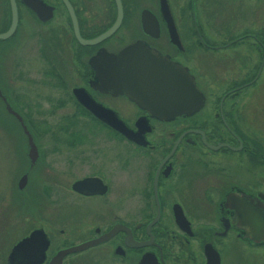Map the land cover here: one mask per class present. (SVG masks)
<instances>
[{
	"label": "flooded vegetation",
	"instance_id": "af4514ba",
	"mask_svg": "<svg viewBox=\"0 0 264 264\" xmlns=\"http://www.w3.org/2000/svg\"><path fill=\"white\" fill-rule=\"evenodd\" d=\"M12 23L0 51L5 122L19 131L15 157L27 173L20 197L37 198L34 175L54 191V204L72 206L62 187L78 197L73 208L82 205L71 232L43 230L39 264H264V106L240 102L264 87V0H0V34ZM29 55L39 81L60 88L58 105L65 102L88 128L68 140L88 144L67 150L65 170L77 173L65 184L22 110L27 91L16 96L10 88L6 67ZM164 67L171 77L176 70L190 76L203 96L198 109L177 112L183 102L174 79L162 96L151 81L132 79ZM31 73L30 64L17 70ZM206 86L223 89L209 102ZM159 106L171 116L160 118ZM248 125L257 134L246 133ZM28 235L8 247L5 264Z\"/></svg>",
	"mask_w": 264,
	"mask_h": 264
},
{
	"label": "rangeland",
	"instance_id": "374dc122",
	"mask_svg": "<svg viewBox=\"0 0 264 264\" xmlns=\"http://www.w3.org/2000/svg\"><path fill=\"white\" fill-rule=\"evenodd\" d=\"M254 19L255 18L250 19V28L253 26L255 28V25L251 22ZM20 50L22 49L16 47L15 51H12V55L19 56L18 51ZM27 57V61L24 62L12 60L10 65L6 67V73L10 77V88L14 91L13 95L16 96H19V91L23 93L27 91L24 94L26 107L22 110L26 114V117L29 118L31 130L38 137L44 154L49 156L50 161H52L54 165L58 166L57 169L60 170L58 174L59 182L65 184L77 173L72 172V175H70L65 170L67 166V150L74 149L81 151L83 145L88 144L87 142L77 144L76 141L74 144L70 145L68 140L73 139V135H77L81 139L82 137L80 136L83 133L87 134L88 128L85 130L84 122L80 120L81 118L75 112H72V109H70L65 102H63L65 104L64 106H61L60 103L58 105L59 100L62 99L60 88L56 87L55 89L51 85L47 86L44 79L40 82V75L35 71V65L33 62H29L30 59H33L32 56L29 55ZM12 62L15 65H13ZM29 64L32 70L30 76L24 78L23 76L20 77L17 75L18 68L24 69L29 66ZM27 79L30 80V82H26ZM207 80L205 81L207 82ZM208 82L212 83V81ZM0 85L3 86L5 92V60L1 55V51ZM212 85L214 84L212 83ZM206 89L208 101L210 102L213 98L218 97L223 87L215 88L214 86H206ZM254 89L250 91L252 92ZM254 91V93L252 92L253 94L250 93V96H242L240 102L243 103V101H247L248 99L250 103H255L256 105L261 103L264 106V87L259 88L258 91ZM35 96H37V98H35ZM245 131L249 134H257L254 126L251 127V125H248V130ZM18 133L19 131L14 125L5 122V116L0 110V264H5L4 257L6 250L21 233H28L36 228L43 229L45 233H58L59 229H65L68 233L71 232L69 231L71 223L77 225L75 222L82 219V205L79 204L77 208L72 207L76 206L78 203V197L65 188H58L59 195H64V198L71 200L72 206L65 207L62 203L56 205L52 202L53 198L56 197L54 191L51 189H44L46 186L41 185L38 178L34 181V175L32 176V182L35 183V188H38L35 189L37 198L33 201L21 199L14 184L16 183L17 176L21 169L15 157L17 155L15 153L17 149L14 147V144L17 142V138L14 139L12 137ZM89 133L90 135L96 134L90 130ZM112 143L113 142H107V145L111 146ZM50 145H54L53 148H50ZM91 147H93V145H91ZM106 149H108L107 146ZM80 166L79 163L78 166L72 169L81 170ZM48 174L44 173L42 179L44 176H48ZM43 194H45L46 197ZM82 226L83 223L80 222L79 226L76 227V231H83Z\"/></svg>",
	"mask_w": 264,
	"mask_h": 264
},
{
	"label": "water",
	"instance_id": "95a60500",
	"mask_svg": "<svg viewBox=\"0 0 264 264\" xmlns=\"http://www.w3.org/2000/svg\"><path fill=\"white\" fill-rule=\"evenodd\" d=\"M13 26L14 25L12 23L9 27V30L6 33L0 34V38H4L9 33H11ZM109 32L110 30L107 31L105 34H108ZM130 52L131 50L127 52H123V53H125L126 55V54H129ZM159 61H160L159 58L154 60V62H159ZM167 70H172V69L169 67H164V69H162L160 73L154 74L153 76L146 77V76L140 75V76L133 77L132 79L137 82L136 83L137 85H140V83H143L142 86L150 85V81H151L152 86L156 87V88H153L154 93L161 94V96L165 94V92H168V91L170 92L169 89H166V86H169L174 79L176 83L173 85V88L177 89V92L180 96L179 98L181 101L180 103L183 102V105L181 106L182 109L180 108V110H178L177 112H180L181 110H189L190 108H192L191 110L198 109L203 103V96L201 95L200 97L199 92L194 91L193 82L190 76L183 75L182 77L180 75L181 72L176 70L180 74L177 73L175 74L176 76L174 75L173 77H171L170 75L171 73L168 74L167 72L169 71ZM6 107H7V110L11 114H13V116H15L16 119L20 120V117L18 116L17 112H15L11 106L7 104ZM165 109L166 108H162L160 106L159 108H157L156 112L159 114L158 116L160 118H168L171 116V115L168 116V114H162L165 112ZM0 110L2 114L5 116V92H4L3 86L1 85H0ZM22 127L24 129V132L27 135H29V130H27L25 126H22ZM122 132H124V130ZM28 142L30 145L29 150H28V156L30 157L31 161H33V159L36 156V149L30 139V136L28 138ZM26 183H27V173L26 172L21 173L20 171L19 175L17 176L16 183H14L16 186V191L19 193V196L23 192V189ZM30 240L37 242V245L35 247L34 246L32 247V251L25 249L27 245V241H30ZM46 246H47V240L44 237L43 229L41 228L32 229L31 231H29V235L25 239L17 241L11 247L10 252L7 256L8 264H39L44 259V250ZM81 247L82 245L76 246L74 248L72 247V248L61 250L57 253V258H60L62 255H64L67 252H70L71 250H78V248H81ZM53 260L54 259L50 261V264H52Z\"/></svg>",
	"mask_w": 264,
	"mask_h": 264
}]
</instances>
